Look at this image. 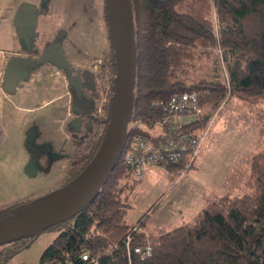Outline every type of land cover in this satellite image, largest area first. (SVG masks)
I'll use <instances>...</instances> for the list:
<instances>
[{"label":"trees","instance_id":"16d2710c","mask_svg":"<svg viewBox=\"0 0 264 264\" xmlns=\"http://www.w3.org/2000/svg\"><path fill=\"white\" fill-rule=\"evenodd\" d=\"M100 4L108 45L102 50L97 74L104 76L106 84L90 81L91 103L76 97L71 87L72 105L82 107L95 128L68 155L61 189L89 162L108 121L115 61L104 0ZM129 5L134 81L123 142L85 204L50 224L58 230L42 249L39 264H88L94 257L98 264H264V142L251 154L237 192L212 195L191 218L158 233L144 228L146 213L132 223L125 219L129 192L141 176L124 159L136 134L146 135L153 146L161 140L154 120L172 91L195 89L199 94L202 110L184 129L206 127L210 117L204 111L206 101L216 105L229 95L264 99V0H129ZM64 37L66 30L58 28L40 46L31 47L23 55L29 70L42 62L37 57L50 42L59 41L65 52ZM102 92L98 111L96 101ZM180 165L186 168L183 158L164 162L163 168L176 171ZM9 209H0V219L9 216ZM127 233L132 242L149 241L151 253L141 256L127 251ZM34 234L1 243L0 264Z\"/></svg>","mask_w":264,"mask_h":264},{"label":"rangeland","instance_id":"374dc122","mask_svg":"<svg viewBox=\"0 0 264 264\" xmlns=\"http://www.w3.org/2000/svg\"><path fill=\"white\" fill-rule=\"evenodd\" d=\"M86 6V16L75 10L57 15L36 9L28 16H18L15 22L20 20L19 40L29 49L41 45L58 27L67 30L63 41L70 55L67 68L74 70L82 86L80 96L93 101L88 98L90 81L94 78L98 85L106 84L97 72L108 40L98 5ZM77 18L78 23L74 21ZM58 34L65 36L63 31ZM67 68L62 71L69 75ZM62 74H56L53 65L43 60L10 95L6 113L9 141L0 151V209L12 207L7 211L9 216L60 190L68 155L95 128L93 121L69 107L64 71ZM102 100L103 92L96 101L98 111ZM203 105L210 117L193 164L186 168L180 165L176 171L159 166L144 170L129 192L128 223L146 213L144 228L158 233L191 218L215 193L237 192L243 185L250 156L264 142V99L229 95L216 105L210 101ZM28 161L36 168L34 174L24 170ZM57 230L54 225L40 228L26 244L8 254L4 264H39L42 249Z\"/></svg>","mask_w":264,"mask_h":264},{"label":"water","instance_id":"95a60500","mask_svg":"<svg viewBox=\"0 0 264 264\" xmlns=\"http://www.w3.org/2000/svg\"><path fill=\"white\" fill-rule=\"evenodd\" d=\"M104 2L114 54L115 74L103 137L89 162L65 189L60 188L49 197L35 201L29 208L0 219V243L17 236L35 233L40 228L73 214L98 188L120 150L130 111V94L134 81L131 14L129 0H104ZM19 12H21L19 16H23L22 8ZM28 35L32 36L29 33ZM56 50L57 55L55 53L54 55L57 57L43 54L37 57V60L51 59L58 66L67 68V59L63 53L61 54V48ZM28 63L29 60L19 53L9 57L1 78L5 90L14 91L18 80L27 78ZM69 76L74 87H81L75 72L70 71ZM24 170L31 175L35 173L36 168L32 161H28Z\"/></svg>","mask_w":264,"mask_h":264},{"label":"built area","instance_id":"2783aa9c","mask_svg":"<svg viewBox=\"0 0 264 264\" xmlns=\"http://www.w3.org/2000/svg\"><path fill=\"white\" fill-rule=\"evenodd\" d=\"M202 110L199 94L195 89H180L170 92L162 101V114L154 120L163 137L157 145H152L149 138L141 133L135 135L132 145L125 151L124 159L141 176L148 167H163L164 162L184 159L186 167L194 161L205 133L200 129H184L185 123L197 117ZM127 251L133 250L141 256L152 251L149 241L132 242L130 233L124 237ZM86 257V253H82ZM88 264H98L94 257Z\"/></svg>","mask_w":264,"mask_h":264},{"label":"crops","instance_id":"0c3cea01","mask_svg":"<svg viewBox=\"0 0 264 264\" xmlns=\"http://www.w3.org/2000/svg\"><path fill=\"white\" fill-rule=\"evenodd\" d=\"M99 2L100 0H0V151L4 150V147L7 146L5 144L9 141V126H8L6 113H8L9 110L8 102L10 100V95L14 94L12 93L14 91L8 92L2 87L1 78L3 74V70L7 60L12 54L19 53L25 55L29 51V48L25 42H23L22 44L20 43L19 34L17 32L18 30L17 25L19 24L20 20H18L19 22L17 21V23L15 22V20L19 16V13H21L19 12L20 9L21 8L23 9L24 12L23 16H28V14L31 11L36 9L43 11L49 10L57 15H59L58 13L60 12H64L68 14L72 10H75L74 12L78 13L77 11H79L81 13L80 16H86V11H85V9L87 8L86 3H89V5L91 6L93 4L98 5L97 7L100 9V16L103 19L101 4ZM78 18L77 20H74L76 23H78L79 21ZM58 26L59 25H56L55 29ZM106 34H107V26H106ZM53 48L55 51V55H57L56 49L61 48V54L63 53L66 59L67 57H70V55L66 51L65 52L63 51L60 42L53 43ZM54 57L57 56H53V58ZM42 62H40L36 67H39ZM47 62H50L53 65V71L56 74H61L63 76L62 73L64 71V75H65L64 77L66 78H64L63 83L66 88L65 92H68L67 90L69 87V83L70 84L72 83L70 76L67 75V70L62 71L64 66H58L54 60L48 59L44 61V63ZM72 72H74V70H71V73ZM23 82H24L23 79L18 80L15 89L17 88V86H22ZM67 100L69 103V98Z\"/></svg>","mask_w":264,"mask_h":264},{"label":"flooded vegetation","instance_id":"af4514ba","mask_svg":"<svg viewBox=\"0 0 264 264\" xmlns=\"http://www.w3.org/2000/svg\"><path fill=\"white\" fill-rule=\"evenodd\" d=\"M55 42H59V41H53V42H50L49 45L46 46V48L41 49L44 55H46V56H50V57L55 56V55H54L55 51H53V50H54V48H53V43H55ZM47 60H48V59H47ZM49 60H50V59H49ZM44 61H45V60H44ZM32 69H33V68H32ZM30 70H31V69H30ZM30 70H29V71H30ZM71 87H73V90H74L75 96L78 97L79 99H81L84 103H91L92 101H88L87 99L82 98V97L80 96V94L83 93L82 86H81V87H79V86L74 87L72 84L69 83V87H68V90H67V91L69 92V94H68V95H69V107H70L71 109H76V110H78V112H79L83 117L88 118V117L86 116V114H85V112H84V110H83L82 107H78V106L72 105V103H71ZM88 94H89V93H88ZM90 96H91V98H92V94H91V92H90V94L88 95V98H90ZM88 119H89V118H88Z\"/></svg>","mask_w":264,"mask_h":264}]
</instances>
